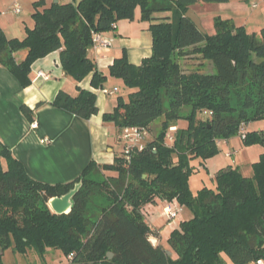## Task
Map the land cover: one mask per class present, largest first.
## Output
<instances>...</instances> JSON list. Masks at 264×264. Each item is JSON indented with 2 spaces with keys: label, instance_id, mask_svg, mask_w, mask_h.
Segmentation results:
<instances>
[{
  "label": "trees",
  "instance_id": "obj_1",
  "mask_svg": "<svg viewBox=\"0 0 264 264\" xmlns=\"http://www.w3.org/2000/svg\"><path fill=\"white\" fill-rule=\"evenodd\" d=\"M226 1L83 0L76 6L77 0H72L39 8L44 6L40 0L34 3V25L24 38H8L0 26V65L23 87L32 82L34 62L60 50L65 74L79 83L92 73L91 85L98 88L108 76L88 54L93 33L114 30L124 19L134 20L137 8L146 22L156 13L171 14L150 23V56L136 65L123 53L109 68L110 76L124 81L128 99L120 95L113 112L104 114L106 121L121 130L149 127L163 118L161 131L145 150L134 152L129 160L120 154L111 164L92 161L75 181L52 185L30 177L0 143V264L10 248L42 256L48 249H58L66 258L73 253L72 264H228L224 255L233 264L264 260V152L253 163L250 177L229 165L217 171L215 187L194 193L189 182L195 170L192 159L212 158L219 152L217 140H228L242 124L264 119V27L258 34L250 33L231 19L217 17L216 32L209 34L185 16L195 3ZM21 49L27 55L17 61L14 54ZM188 56L200 60L190 71L182 65ZM209 65L211 70L204 69ZM77 90L76 95L60 91L53 104L89 119L99 112L96 94L78 85ZM183 107H189L188 114H180ZM206 109L212 116L199 118ZM23 110L30 111L27 106ZM179 120L186 126L177 127L171 142L167 133ZM243 139L264 145V132L249 131ZM100 169L118 175L105 180L88 177ZM81 180L84 184L72 211L54 213L49 199L66 194ZM96 189H105L110 202L91 216L88 202ZM157 199L192 213L171 231L169 248L152 241L156 232L144 214Z\"/></svg>",
  "mask_w": 264,
  "mask_h": 264
},
{
  "label": "crops",
  "instance_id": "obj_2",
  "mask_svg": "<svg viewBox=\"0 0 264 264\" xmlns=\"http://www.w3.org/2000/svg\"><path fill=\"white\" fill-rule=\"evenodd\" d=\"M37 1L40 0H0V13L3 14L0 15V26L8 38H24L27 32L23 27L22 30H16V33H14L10 29L7 19H5L4 14L6 13L3 10L7 8L12 15L21 16L26 8L31 10L30 5L32 2ZM71 1L59 0L58 2L65 4ZM234 1L239 2V0ZM43 2L45 4L43 7H50L51 4L56 3L53 0H43ZM16 3L20 5L22 10L19 13L12 11ZM245 5L243 4L244 8L247 7ZM221 7V2H199L193 4L190 8L200 17L202 13L216 9L218 10L217 14H220ZM255 13L253 11L252 15ZM170 15L168 12L156 13L152 16L151 22H146L141 20V11L140 8H137L134 20H121L117 23L116 29L102 33L103 38L109 42L107 47L98 50L90 48L88 50L89 56L96 61L99 69L108 76L102 87H92V73L79 83L71 76L65 74L60 50L51 52L46 57L34 62L31 71L32 82L27 87H23L6 66L0 65V143L9 149L12 155L22 163L30 177L52 185L69 184L79 178L83 169L90 162L94 161L99 165L111 164L116 156L122 154V151L117 152L116 143H114L120 139L121 130L113 121L104 119L105 113H111L115 109L117 102L113 96L119 91L113 95H106L103 93L102 88L114 89L118 87L120 91L122 90L121 88L127 91L121 78L109 75L110 66L115 58L123 53H126L129 61L136 65L140 64L145 57L150 56L153 45V35L149 29L150 23L163 21ZM249 17L251 15H247V18L245 17L244 21H242L244 22L243 25H240L242 23L239 25L244 26ZM228 19L235 21L237 17L231 15L228 16ZM30 21H32V25L27 24L25 28L33 27V18H29L27 23H30ZM214 24V17L212 16V18L207 20L206 24V28L211 34L216 32ZM8 30H11L10 32L13 35H9ZM26 55V49H21L14 54L17 61L23 60ZM39 71L49 74V78L38 77ZM116 81L120 83L118 84ZM77 85L84 89H90L96 94L99 112L92 115L89 119L82 118L53 104L60 91L76 95L78 93ZM120 95L123 94L121 93ZM23 106H27L30 109L29 113L23 110ZM35 121L38 122L37 128L32 127V123ZM244 130L245 132L250 131L248 124H245ZM224 142L222 141L220 145ZM231 152H228L227 155L233 157L235 152L229 155ZM211 159H208L207 163ZM1 163L6 167L7 162L4 158L1 159ZM229 165H223L220 169ZM152 205L160 208V216L166 218L167 221L168 218L164 214V208L168 204L161 199H157L155 203L148 204L145 207L144 214L147 207ZM171 206L178 207L177 204ZM186 211L187 209L181 208L179 215L171 222L168 221L167 227L171 226V228H169L170 231L167 234L163 229L153 225L145 214L146 220L149 221V224L156 232L155 236H153L154 240L156 239L157 243L169 248L168 238L171 231L179 228L182 221L192 217V213L189 210L187 216L184 218L180 217V214ZM49 251L50 249L47 250V252ZM174 256L177 257L176 254Z\"/></svg>",
  "mask_w": 264,
  "mask_h": 264
},
{
  "label": "rangeland",
  "instance_id": "obj_3",
  "mask_svg": "<svg viewBox=\"0 0 264 264\" xmlns=\"http://www.w3.org/2000/svg\"><path fill=\"white\" fill-rule=\"evenodd\" d=\"M55 1V0H53ZM35 3V2H34ZM32 2L30 5L31 10H28L27 8L24 10L23 15L21 16H16L12 15V13L6 8L4 16L5 19H7L8 23L10 24V29L13 30L14 33H16V30H22L24 27V30L27 32V28L25 26L32 25V21L30 23L27 21L32 19V12L35 11L36 7ZM222 7L220 8L221 13H218V10H211L206 13H202L201 21L203 23V27L205 28L206 32L211 34L206 28L207 20L209 18L214 17V22L217 17H220L222 19H228V16L234 15L237 17V20L233 21L235 24L243 25L244 21L243 19L247 15H251L246 24H244L245 28L247 29L248 32L253 33L254 32H260L261 28L264 27V0H239V2H236L234 0H228L226 2H221ZM243 4H246L247 7L244 8ZM45 5V4H43ZM245 5V6H246ZM255 5V6H254ZM192 6V5H191ZM43 6H40L41 8ZM24 9V8H23ZM255 11L256 13L252 15V12ZM262 12V14H260ZM0 15H3L0 13ZM22 18V19H21ZM26 21V22H25ZM238 21V22H237ZM239 25V26H240ZM215 27V24H214ZM9 31V35L11 34V30ZM19 33V32H18ZM24 33V31H23ZM257 33V34H258ZM24 36V34H22ZM22 36V37H23ZM197 58H191V56H188L187 58L182 59V65L183 69L190 71L191 69L197 68L199 66ZM206 70H211L212 67L209 65V67L204 68ZM117 82V81H116ZM118 84L120 82H117ZM122 90L117 94L113 96L114 100L118 102V96L122 93L125 99H128V93L125 91L123 88ZM168 99H165V105L168 106ZM117 105V104H116ZM189 107H183L179 110L181 115H186L189 113ZM206 117L204 114H200L199 118ZM162 120L163 118H158L155 121H153L150 124V137L154 138L156 134H158L161 129H162ZM186 121L184 120H179L176 122V127H182L186 126ZM248 127L250 128V131H256V132H264V119H257V120H252L251 122L248 123ZM242 131V130H241ZM222 141H225L222 145L219 147V152L212 157L211 161L207 163V160H203L202 158H196L192 159L191 161V166L194 167V172L192 173V176L190 177L191 180L190 182V187L193 190V192H198L201 188L203 187H215V174L218 169L223 167V165H235L239 166L241 168V172L245 176H252L254 173L253 170V163L256 161H259L261 154L264 152V145L259 142H252V143H246L244 139L242 138L240 132L233 135L231 138L224 139ZM228 142H230L228 144ZM115 144L117 152H120L124 148V142L121 141L120 139L117 140ZM230 149V151H229ZM235 152L233 157H230L227 155L228 152ZM226 163H225V162ZM109 174V175H108ZM117 176L118 171H105V170H94L91 173L88 174V177L93 178L95 180H105L106 176ZM110 202V197L103 189V191H98L96 189L95 194H93L90 197V200L88 202V210L89 214L91 216H94L96 212H98V209L101 208L102 205H107ZM147 217L152 221L151 223L155 226H158L159 228L163 229L164 232L167 234L169 233V228L167 224L168 221H166V218L160 216V208H157V206L152 205L147 207V210L145 212ZM188 215V210L186 212H183L180 214V217L184 218L185 216ZM179 217V218H180ZM225 260L227 261L228 264H233V262L224 255ZM4 264H67V259L64 256L63 252L58 249H50L49 252L45 255H39L37 252L32 250L30 254L28 255H23V254H18L15 253L11 248L8 249L5 252L4 258H3Z\"/></svg>",
  "mask_w": 264,
  "mask_h": 264
},
{
  "label": "built area",
  "instance_id": "obj_4",
  "mask_svg": "<svg viewBox=\"0 0 264 264\" xmlns=\"http://www.w3.org/2000/svg\"><path fill=\"white\" fill-rule=\"evenodd\" d=\"M15 13H19L21 10V7L18 3H16L13 7V10ZM109 42L103 38L102 33H93V43L92 47L95 50L102 49L107 47ZM38 77H43L45 79L49 78V74H47L44 71H39L38 72ZM102 91L106 95H113L119 91L118 87H115L114 89L106 88L103 87ZM203 114L205 116H212L213 112L211 110H203ZM245 124H242L240 127V134L242 138L246 135V132L244 130ZM33 128L38 127V122H33L32 123ZM177 130L176 126L170 127L168 133H167V140L173 141L175 140V131ZM242 130V131H241ZM120 140L124 142V148L122 150V154L126 157L127 160H129L134 152H141L145 150L147 146V142L150 141V129L148 126H143V125H133V126H125L122 127L120 131ZM218 145L222 143V140H217ZM233 154L232 152L229 153V155ZM178 206V205H177ZM181 212V207H172L171 205H166L164 208V214L167 216L168 220H174L179 213ZM154 243H157V240H154V237L151 238ZM72 258H73V253H71L67 257V264H72ZM260 264H264V260L260 262Z\"/></svg>",
  "mask_w": 264,
  "mask_h": 264
},
{
  "label": "water",
  "instance_id": "obj_5",
  "mask_svg": "<svg viewBox=\"0 0 264 264\" xmlns=\"http://www.w3.org/2000/svg\"><path fill=\"white\" fill-rule=\"evenodd\" d=\"M59 0H55L56 3H58ZM83 0H77L76 6H79ZM185 16L189 19H191L197 28L203 32L207 33L205 28L202 25L200 17H198L197 13L193 9H189ZM146 176V175H144ZM83 181L77 182L72 189H70L66 194L62 196H54L49 199V206L51 210L59 215L62 214H69L74 206V197L79 192L80 188L83 185ZM168 255H172V252L170 250H166ZM114 254L112 252L108 253V257L112 258Z\"/></svg>",
  "mask_w": 264,
  "mask_h": 264
}]
</instances>
